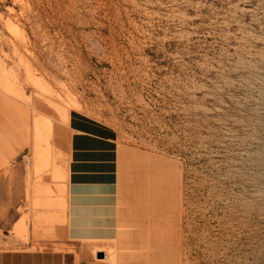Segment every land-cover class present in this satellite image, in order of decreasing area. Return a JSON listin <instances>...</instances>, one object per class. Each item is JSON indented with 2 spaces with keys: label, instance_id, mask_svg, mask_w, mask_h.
Instances as JSON below:
<instances>
[{
  "label": "rangeland",
  "instance_id": "374dc122",
  "mask_svg": "<svg viewBox=\"0 0 264 264\" xmlns=\"http://www.w3.org/2000/svg\"><path fill=\"white\" fill-rule=\"evenodd\" d=\"M72 112L119 139L120 234L86 263L264 264V0H0L6 247L80 258Z\"/></svg>",
  "mask_w": 264,
  "mask_h": 264
},
{
  "label": "crops",
  "instance_id": "0c3cea01",
  "mask_svg": "<svg viewBox=\"0 0 264 264\" xmlns=\"http://www.w3.org/2000/svg\"><path fill=\"white\" fill-rule=\"evenodd\" d=\"M70 129L73 138L68 170L67 232L79 260L74 250L51 244L34 248L30 241L21 246L6 247L1 243L4 238L0 235V264H89L85 258L91 248L85 244L103 243L119 237L118 134L114 128L79 112H72ZM6 185L7 178L0 166V194ZM3 205L0 198V232L5 233L9 224L2 221ZM99 252L101 249L96 255Z\"/></svg>",
  "mask_w": 264,
  "mask_h": 264
},
{
  "label": "bare ground",
  "instance_id": "6f19581e",
  "mask_svg": "<svg viewBox=\"0 0 264 264\" xmlns=\"http://www.w3.org/2000/svg\"><path fill=\"white\" fill-rule=\"evenodd\" d=\"M1 153V152H0ZM3 159V158H2ZM1 160V159H0ZM2 164V163H1ZM37 168V166H36ZM38 169V168H37ZM39 170V169H38ZM37 170V171H38ZM38 175V174H37ZM22 221V220H21ZM19 222L20 224L16 227V231H17V235L16 237L19 238L21 237L23 234H25V232L27 231V226L25 225V221Z\"/></svg>",
  "mask_w": 264,
  "mask_h": 264
},
{
  "label": "water",
  "instance_id": "95a60500",
  "mask_svg": "<svg viewBox=\"0 0 264 264\" xmlns=\"http://www.w3.org/2000/svg\"><path fill=\"white\" fill-rule=\"evenodd\" d=\"M97 256L99 257V258H103L104 256H105V253L104 252H99L98 254H97Z\"/></svg>",
  "mask_w": 264,
  "mask_h": 264
}]
</instances>
